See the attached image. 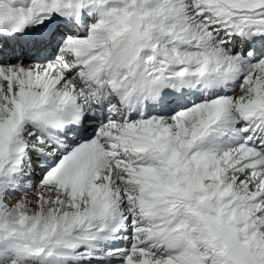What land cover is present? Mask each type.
I'll return each mask as SVG.
<instances>
[{"label":"snow or ice","instance_id":"6c2138e0","mask_svg":"<svg viewBox=\"0 0 264 264\" xmlns=\"http://www.w3.org/2000/svg\"><path fill=\"white\" fill-rule=\"evenodd\" d=\"M0 264H264V0H0Z\"/></svg>","mask_w":264,"mask_h":264}]
</instances>
